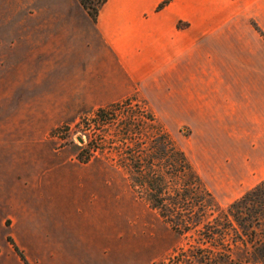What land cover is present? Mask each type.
Segmentation results:
<instances>
[{
	"label": "rangeland",
	"instance_id": "374dc122",
	"mask_svg": "<svg viewBox=\"0 0 264 264\" xmlns=\"http://www.w3.org/2000/svg\"><path fill=\"white\" fill-rule=\"evenodd\" d=\"M217 9L204 30L229 29L230 44L263 59L264 0ZM88 18L77 0H0V264H158L192 245L196 235L174 237L118 167L132 149L117 126L129 114L156 120L220 210L264 180L261 158L246 159L243 178L229 159L264 147V117L239 127L230 149L193 148V134L150 101L112 88Z\"/></svg>",
	"mask_w": 264,
	"mask_h": 264
},
{
	"label": "crops",
	"instance_id": "0c3cea01",
	"mask_svg": "<svg viewBox=\"0 0 264 264\" xmlns=\"http://www.w3.org/2000/svg\"><path fill=\"white\" fill-rule=\"evenodd\" d=\"M161 1L106 0L96 20L88 18L108 73L118 79L110 84L185 127L193 148L230 149L239 127L264 123L251 120L264 117V58L251 59L255 50L239 40L230 44L229 29L204 30L218 22V0H173L156 11ZM247 158L264 163V147L229 155L242 178Z\"/></svg>",
	"mask_w": 264,
	"mask_h": 264
},
{
	"label": "trees",
	"instance_id": "16d2710c",
	"mask_svg": "<svg viewBox=\"0 0 264 264\" xmlns=\"http://www.w3.org/2000/svg\"><path fill=\"white\" fill-rule=\"evenodd\" d=\"M77 1L93 22L106 2ZM117 126L122 142L132 147L118 167L128 173L133 190L141 192L174 237L196 235L191 246L158 264H264V180L220 210L185 154L151 115L129 114Z\"/></svg>",
	"mask_w": 264,
	"mask_h": 264
}]
</instances>
